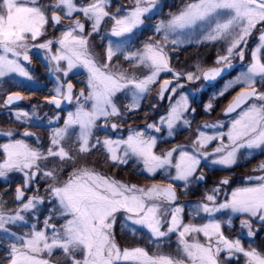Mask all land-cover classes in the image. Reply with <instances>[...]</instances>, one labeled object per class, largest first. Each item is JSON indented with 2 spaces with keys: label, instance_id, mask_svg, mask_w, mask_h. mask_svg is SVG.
I'll return each instance as SVG.
<instances>
[{
  "label": "snow or ice",
  "instance_id": "obj_1",
  "mask_svg": "<svg viewBox=\"0 0 264 264\" xmlns=\"http://www.w3.org/2000/svg\"><path fill=\"white\" fill-rule=\"evenodd\" d=\"M0 117V264H264V0H0Z\"/></svg>",
  "mask_w": 264,
  "mask_h": 264
},
{
  "label": "rangeland",
  "instance_id": "obj_2",
  "mask_svg": "<svg viewBox=\"0 0 264 264\" xmlns=\"http://www.w3.org/2000/svg\"><path fill=\"white\" fill-rule=\"evenodd\" d=\"M126 2H127V0H126ZM174 3H179V2H174ZM202 52H203L204 55H208L209 57H211V55H212L209 52V50H207V49L202 50ZM193 53H194V49L189 48V50L187 52L180 54L181 55V59L183 60V59H186L187 58V59H189V62H191L190 58L192 57ZM210 62H211V59H209V63ZM209 118H210L209 116H205V117L203 116V118H201V119H208L209 120ZM2 139H4V138L3 137H0V142L2 141ZM253 163H255V162H253ZM251 167H252V164H249V165H247L246 168L245 167H242V168L237 169L236 170V175L239 177L241 174H245L246 171L248 169H250ZM127 173H130V172H126V173L120 174V178L131 179V178H127L126 176L125 177H122L123 174L126 175ZM225 174H228V173H226V172H218V173H216V176L225 175ZM134 177H135V182H142V181H144L143 178H140L139 179L136 176H134Z\"/></svg>",
  "mask_w": 264,
  "mask_h": 264
},
{
  "label": "flooded vegetation",
  "instance_id": "obj_3",
  "mask_svg": "<svg viewBox=\"0 0 264 264\" xmlns=\"http://www.w3.org/2000/svg\"><path fill=\"white\" fill-rule=\"evenodd\" d=\"M169 2H170V3H174V2H179V0H169ZM37 71L42 73V72H43V69L37 66ZM233 75H235V73H233ZM237 90H238V89H237ZM232 95H234V92L232 93ZM206 99H207V96H205V100H206ZM229 99H231V96H230V95H229V96H226L225 98H223V102H222V104L219 105V106L217 107V112H216V113H213L212 116H210L209 120H214V119L217 118V116H218V114H219V111H220V107H222L223 104H226L227 101H228ZM25 107H27V102H25ZM204 117H205V116H204ZM201 118H203V115H202L201 117H198V119H201ZM221 118H223V117H221ZM2 119H3V117H0V120H2ZM0 127H6V125L0 124ZM1 142H4V139H2ZM241 175H243V174H241ZM241 175H240V176H241ZM129 176H130V175H129ZM132 176H133V175H132ZM130 178L132 179L133 182H135V177H134V176H133V177H130ZM140 178H142V177H140ZM140 178H139V179H140ZM213 178H214V177H213ZM142 182H144V181H142ZM142 182H141V183H142Z\"/></svg>",
  "mask_w": 264,
  "mask_h": 264
},
{
  "label": "trees",
  "instance_id": "obj_4",
  "mask_svg": "<svg viewBox=\"0 0 264 264\" xmlns=\"http://www.w3.org/2000/svg\"><path fill=\"white\" fill-rule=\"evenodd\" d=\"M126 172H127V171H122V172H120V174H122V173H126ZM120 174H119V175H120ZM129 175H130V176H129ZM125 176H126L127 178L133 177L130 173H127L126 175H125V174L122 175V177H125Z\"/></svg>",
  "mask_w": 264,
  "mask_h": 264
}]
</instances>
